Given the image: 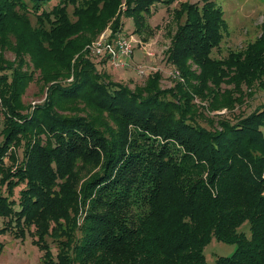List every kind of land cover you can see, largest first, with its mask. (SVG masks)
I'll list each match as a JSON object with an SVG mask.
<instances>
[{"label": "trees", "instance_id": "obj_1", "mask_svg": "<svg viewBox=\"0 0 264 264\" xmlns=\"http://www.w3.org/2000/svg\"><path fill=\"white\" fill-rule=\"evenodd\" d=\"M173 1L0 0V52L11 50L15 64L0 58V236L28 234L40 264H207L212 239L234 248L210 264H264V104L209 130L193 121L187 91L159 90L157 72L145 95L104 81L83 50L105 29L120 34L122 17L140 35L151 7ZM177 5L165 51L177 80L187 82L190 61L200 68L196 94L208 89L229 107L242 102L241 85L264 88V26L218 61L209 55L226 30L221 9L211 0ZM27 14L36 28L21 23ZM34 72L45 95L24 114ZM222 84L232 88L220 92ZM63 101L82 106L58 115ZM77 160L95 169L82 184L70 171Z\"/></svg>", "mask_w": 264, "mask_h": 264}, {"label": "rangeland", "instance_id": "obj_2", "mask_svg": "<svg viewBox=\"0 0 264 264\" xmlns=\"http://www.w3.org/2000/svg\"><path fill=\"white\" fill-rule=\"evenodd\" d=\"M27 1V0H25ZM222 11V19L225 23L226 30L222 33V38L219 46L212 50L209 55L215 60L223 61L226 59L227 54L230 52L242 51L245 46L253 42L260 35V27L264 26V0H211ZM199 3L201 0H174L173 4L167 8L159 5L151 7L152 12L147 17L144 16L143 21L145 27H141L140 35L134 33V27L132 21L128 18H121V35L131 36L134 39L132 53L128 58L121 61L122 66L114 68L109 63L102 61L103 59L94 58L89 56L86 51V57L90 63L93 64L96 72L99 73L101 79L104 81H112L115 83L125 85L130 91H141L142 95L147 94V78L152 76L154 72H157L160 76V80L156 84L159 90L173 89L177 92L178 88L187 91L190 94V115L201 126H206L209 130L217 128V123L221 120L232 123L240 115L246 114V116L256 109L257 106L264 104V88L255 86L251 88L241 85L242 93L245 95L242 97V102L237 103L231 107L227 105H215L213 100L209 97L208 89L203 91L202 95H197L198 90H193L199 80L195 76L199 75L200 68L190 61L186 62L187 82L178 79V71L175 67H172L165 61V51L170 45L171 36L173 35L175 23L172 18V8L177 7L179 3ZM47 6H45V9ZM120 10H124L123 7ZM72 7L67 6V14L71 15ZM20 14V13H18ZM21 23L25 19L27 28H36L35 19L32 15L27 14L21 17ZM109 31V29L107 30ZM91 39V38H90ZM86 39V44H90L94 40ZM6 40L10 44L15 43L13 35L6 36ZM85 44V46H86ZM84 46V47H85ZM84 50V49H83ZM90 57V58H89ZM0 58L6 61L7 64L11 63L13 67V54L11 50L5 49L0 52ZM27 58V57H25ZM24 58V60H25ZM27 61V59L25 60ZM12 67V68H13ZM29 67L22 66L19 71L29 72ZM37 72L33 73L32 78L24 88L21 96V102L25 106L24 114H29L33 107L40 105L44 99V90H40L38 87L39 82L37 80ZM70 78L61 80L62 86L69 82ZM178 81V82H177ZM255 84V83H254ZM264 84V81H263ZM220 92L224 89L232 88L231 85L222 84L220 86ZM193 90V91H192ZM223 90V91H221ZM254 91L250 98H247L248 94ZM238 91V90H236ZM237 95V94H236ZM169 100L174 101L173 96H166ZM77 103V104H76ZM72 101H63L61 107L55 111L58 115L67 116L73 115V110L70 109L75 104L79 107L82 104ZM97 110L90 107V114L94 116L97 114ZM81 117H84L81 116ZM175 119V117H173ZM0 115V127H1ZM101 120V119H100ZM104 123V121H100ZM1 141V138H0ZM17 160H21V149L16 151ZM70 171L77 176V182L83 183V181L94 173L95 169L92 165H84L81 161L77 160L74 163V167ZM79 186L76 187L78 192ZM20 188H14L12 200L16 201L17 192ZM16 210L17 208L14 207ZM82 212V211H80ZM241 231L247 236L248 230L243 227ZM32 238L26 234L22 240L14 239L10 234L0 236V244L2 245V251L0 254V264H40V257L42 253L38 251L32 244ZM47 245L52 255L57 251V247L52 244L50 239H46ZM233 246L216 242L213 239L204 247L203 256L207 264L212 263L217 257L229 256L233 251Z\"/></svg>", "mask_w": 264, "mask_h": 264}, {"label": "built area", "instance_id": "obj_3", "mask_svg": "<svg viewBox=\"0 0 264 264\" xmlns=\"http://www.w3.org/2000/svg\"><path fill=\"white\" fill-rule=\"evenodd\" d=\"M105 29L93 42L86 45L84 50L90 56L103 59L110 66L121 67V61L132 53L134 39L131 36L112 34Z\"/></svg>", "mask_w": 264, "mask_h": 264}]
</instances>
